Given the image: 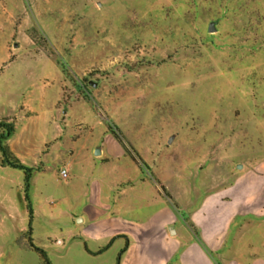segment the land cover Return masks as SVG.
I'll list each match as a JSON object with an SVG mask.
<instances>
[{"label":"rangeland","instance_id":"374dc122","mask_svg":"<svg viewBox=\"0 0 264 264\" xmlns=\"http://www.w3.org/2000/svg\"><path fill=\"white\" fill-rule=\"evenodd\" d=\"M0 122L52 264H75L96 194L101 216L124 190L191 227L206 195L264 185V0H0ZM24 178L0 154V264H43ZM235 229L264 257V217Z\"/></svg>","mask_w":264,"mask_h":264},{"label":"crops","instance_id":"0c3cea01","mask_svg":"<svg viewBox=\"0 0 264 264\" xmlns=\"http://www.w3.org/2000/svg\"><path fill=\"white\" fill-rule=\"evenodd\" d=\"M124 155L120 158L127 159ZM71 171L75 178V165ZM125 192H120V201L111 202L102 216L95 209L97 194L89 209L81 204L75 210V241L79 242L75 264H115L126 238L130 246L121 264H264V257L251 258L235 241L239 221L264 217V185L237 182L206 195L191 211V227H179L177 214L169 208L160 209L158 202L146 207L129 202ZM110 194L105 197L113 199ZM48 219L57 229L59 220ZM61 233H48L45 243ZM117 236L122 237L99 254Z\"/></svg>","mask_w":264,"mask_h":264},{"label":"trees","instance_id":"16d2710c","mask_svg":"<svg viewBox=\"0 0 264 264\" xmlns=\"http://www.w3.org/2000/svg\"><path fill=\"white\" fill-rule=\"evenodd\" d=\"M16 127L13 123L8 122H0V154L2 157V161L6 166L12 167L19 171H22L25 178V201L27 202V209L29 210V245L34 252H36L42 259L43 264H52L47 251L34 243V240L31 236L32 233V221L34 216V210L32 207V199L30 196L31 190V180L33 177V169L25 166L11 151L10 147L8 146L7 142L15 135ZM122 236H117L111 240V242L99 251V254L104 253L111 244L118 238ZM130 246V241L126 238V244L124 248L120 251L116 263L121 264V260L124 254L127 252Z\"/></svg>","mask_w":264,"mask_h":264},{"label":"water","instance_id":"95a60500","mask_svg":"<svg viewBox=\"0 0 264 264\" xmlns=\"http://www.w3.org/2000/svg\"><path fill=\"white\" fill-rule=\"evenodd\" d=\"M215 31V28H214V24H211L210 25V28H209V32H214ZM101 154V150L100 149H96L95 151V155H100Z\"/></svg>","mask_w":264,"mask_h":264},{"label":"built area","instance_id":"2783aa9c","mask_svg":"<svg viewBox=\"0 0 264 264\" xmlns=\"http://www.w3.org/2000/svg\"><path fill=\"white\" fill-rule=\"evenodd\" d=\"M61 178H62L63 180H67V179L69 178V173H68L67 170H63V171L61 172Z\"/></svg>","mask_w":264,"mask_h":264}]
</instances>
